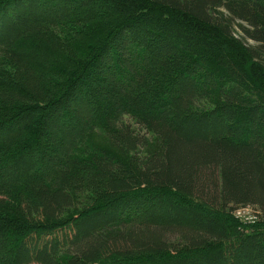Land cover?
I'll return each mask as SVG.
<instances>
[{
  "label": "trees",
  "instance_id": "obj_1",
  "mask_svg": "<svg viewBox=\"0 0 264 264\" xmlns=\"http://www.w3.org/2000/svg\"><path fill=\"white\" fill-rule=\"evenodd\" d=\"M0 264H264V0H0Z\"/></svg>",
  "mask_w": 264,
  "mask_h": 264
},
{
  "label": "rangeland",
  "instance_id": "obj_2",
  "mask_svg": "<svg viewBox=\"0 0 264 264\" xmlns=\"http://www.w3.org/2000/svg\"><path fill=\"white\" fill-rule=\"evenodd\" d=\"M104 22H107V20L101 19L97 22L94 21L93 23H95V24H91L90 26L94 25L95 29L96 28L102 29L101 26ZM93 35H94V33H93ZM235 36L236 37L239 36V31L238 32L235 31ZM94 37L96 38V32H95ZM86 43L88 44L89 42H86ZM249 43H251V42L249 41ZM90 45H92V44H90ZM140 133L143 134V132H141V131H140ZM146 136L149 138L150 146L147 148H138L134 153L130 152L128 154V157H132V154L137 156V157H142L147 152V149L150 150V149L157 148L158 143H157L156 137L154 135H152L151 133H147ZM235 215L239 218L240 222L246 223V222L252 221L254 219V209L244 208V209L239 210Z\"/></svg>",
  "mask_w": 264,
  "mask_h": 264
}]
</instances>
